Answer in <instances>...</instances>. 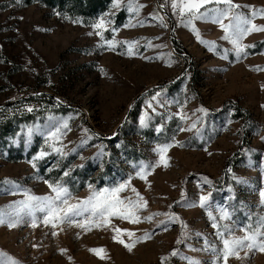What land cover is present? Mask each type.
Returning <instances> with one entry per match:
<instances>
[{"label": "rangeland", "instance_id": "rangeland-1", "mask_svg": "<svg viewBox=\"0 0 264 264\" xmlns=\"http://www.w3.org/2000/svg\"><path fill=\"white\" fill-rule=\"evenodd\" d=\"M234 2L264 8V0ZM131 4L144 7L129 12V0H123L111 24L96 36L90 25L111 11V0L87 19L40 1L0 0V211L19 208L17 202L25 200L26 193L50 195L44 179L60 180L76 200L90 195L89 183L97 190L111 189L131 177L118 195L135 201L138 192L148 202L138 213V223L112 216L109 226L84 230L65 222L55 236L51 225L43 224V213H34L37 226L30 227L32 218L22 209L16 227L0 224V264H7L9 257L21 264H223L205 244L223 247L207 212L218 216L215 210L226 207L231 220L220 223L237 236L243 235L242 228H257L264 217L258 195L264 187V31L244 37L243 44L254 46L237 57L211 20L182 18L173 13L171 0ZM238 11L251 15L247 7ZM157 15L168 27L161 26ZM253 23L264 25V18L257 14ZM197 33L215 42L213 51L198 42ZM106 40L115 41L114 46L109 48ZM226 51L227 59H222ZM237 109L245 116H238ZM141 113L147 118L144 128ZM64 122L68 128L62 129L59 140L46 144L47 132ZM192 124L196 127L190 128ZM29 127L39 131L25 145ZM49 144L67 155L52 151ZM163 144L171 147L166 162L158 164L157 147ZM41 150L49 154L33 168L28 161ZM142 167L144 179L137 176ZM64 171L69 174L64 176ZM203 177L212 181L211 187ZM5 178L15 183H5ZM202 194L209 197L207 208L189 206ZM172 211L187 224L186 236L180 235L179 220L143 218ZM160 221L165 224L157 227ZM113 228L133 235L117 234ZM145 233L147 239H137ZM113 235L131 243V251ZM92 248L103 249L104 258L89 251ZM244 251L239 250V259L230 256L228 264H264V252L253 249L244 256Z\"/></svg>", "mask_w": 264, "mask_h": 264}, {"label": "snow or ice", "instance_id": "snow-or-ice-1", "mask_svg": "<svg viewBox=\"0 0 264 264\" xmlns=\"http://www.w3.org/2000/svg\"><path fill=\"white\" fill-rule=\"evenodd\" d=\"M207 5H211V7H205ZM123 7V0H111V11L108 13L102 14L101 18L94 21L90 26L93 29H96L95 35L101 36L102 30L111 24V16L114 14V11ZM144 5H137L135 7L132 6L131 0H129L128 11L129 12H138L140 8H143ZM160 9H164L165 5H158ZM247 7L251 9V15H246L240 11L239 9ZM171 9L173 13L178 11L180 17H190L191 19H209L212 23L217 24L222 31L223 35L220 39L228 41L231 44L230 51L234 52L237 57L242 55H247L245 51L248 47H253L254 45H245L242 43L244 37L249 35L255 31H264V25H257L253 23V19L259 14L261 18H264V8H260L257 10L255 7L251 5H241L235 3L234 0H171ZM201 9H204L201 12ZM59 15V13H57ZM159 19L162 27H168V24L165 23L163 16H156ZM227 21V22H225ZM73 23H79L78 20H73ZM181 22H185L181 20ZM129 25H125L128 27ZM112 31H117L116 28H112ZM195 31V29H193ZM88 35H93L92 32H89ZM197 40L201 44H209L208 51H213L215 48V42H209L203 40L199 33L196 36ZM104 43L112 48L114 46L115 41L106 40ZM151 47H159V45H149ZM133 54L131 46H129L127 55L131 56ZM144 59H148V57H143ZM222 59H227V51L221 57ZM170 66V65H169ZM259 70V69H257ZM49 83H51L49 81ZM159 96L157 93L152 97L155 100ZM59 99V98H57ZM132 105H129L131 108ZM151 107V105H149ZM264 107V105H261ZM28 112H32L33 108L27 107ZM201 112H206L207 109L201 108L199 109ZM79 114V113H77ZM177 116H180L181 119H186V117L181 116L179 112L176 113ZM231 121H229L230 123ZM139 123L142 128L147 127V118L141 113L139 117ZM196 127L195 124H192L190 128ZM68 128L67 122H64L60 126H52V129L47 132V137L45 143L47 144L49 140H59L60 136L63 135L62 129ZM187 129V130H190ZM161 127L157 125L156 131H160ZM181 131H185L186 129H180ZM39 131L38 128L29 127L24 136V144L27 145L29 143V138L33 134V132ZM85 131H88L85 129ZM198 131V129H197ZM19 135V134H18ZM98 135V134H96ZM115 135V133H113ZM261 140L264 141V137H261ZM16 141H13L15 143ZM49 147L52 148V151L59 153L61 156L67 155V152H64L61 148L56 147L54 144H49ZM171 147L170 144H163L157 147L158 155V164H164L166 162V150ZM49 153L47 151H38L32 157L29 164L33 168H36V161L40 158L47 156ZM102 152H98L97 155H102ZM81 159H84L81 157ZM83 166V165H79ZM154 166V165H153ZM146 171V167H142L140 171L137 172V176L139 178L144 179L143 173ZM231 172V169H228ZM69 173L67 171L63 172L64 176H67ZM261 175L264 176V162H262ZM128 180L123 181L122 183L117 184L115 187L108 189L102 188L97 190L93 184L89 183L87 185L90 190V195L86 198L80 199L77 198L73 200L71 197V193L69 189L60 181H49L48 179H44V184L47 185L51 194L43 195V196H33L26 193V199L22 201H18L17 203L20 205L19 208H15L11 213H7L4 211H0V224L7 223L9 228L16 227L17 224L22 222V218L20 212L22 209H27L28 215L31 216L32 222L29 225L30 227L37 226L38 218L34 215L37 211L43 213V224L51 225L52 235L55 236L57 232L55 229L59 224L68 222L76 225L84 230H88L91 227H105L111 224V217L118 216L121 219L127 220L130 223H138L141 217L138 215L139 211L145 208L148 204L147 200H145L140 194L137 192V199L127 200L120 197L118 194L122 192L126 187L129 186ZM204 183L209 187L212 185V181L208 177H203ZM246 182V181H245ZM5 183L14 184L15 181H9L8 178H5ZM231 190V189H230ZM133 192H136V189H132ZM181 198L184 197V189L180 190ZM259 201L261 206H264V187L259 188L258 190ZM208 195L202 194L198 197V200L192 203L191 207H196L199 205L201 208H207L206 202L208 201ZM171 208V205L168 206ZM218 213L217 215L213 214V211H208L207 216L211 221V227L216 229V235L220 239L223 247L217 249L215 245H208V242L205 241L206 247H211L214 253H217L223 262V264H228L229 257L235 256L239 259L240 252L239 250L244 249V256H247L250 251L253 249L258 250L260 252H264V231L261 229L264 228V217L260 218V223L257 228L251 229L242 228L240 229L243 232V235L237 236L232 233V228L228 224H222L220 221L231 220V214L229 213L226 207L217 208L215 210ZM85 213H90L88 216H84ZM154 215H163L166 217L168 221H180L181 227V236H186L187 232V224H185L181 218L174 212H163V213H152L148 216L143 217L144 219H151ZM78 217H84L82 219H77ZM165 224V221H160L157 224V227H160ZM113 231L117 234H126L129 237H132L133 233L124 228H113ZM199 235V233H197ZM148 234L145 233L143 237H139L137 239H147ZM112 239L123 244L129 251H131L132 244L125 243L123 239H119V235H113ZM177 243H180V240L177 239ZM33 247H36L33 244ZM61 252H65L66 249H60ZM89 251L96 254L98 257L103 259V249L101 248H92ZM171 254L175 256L177 254L176 249L173 248L171 250ZM163 260V257H161ZM7 264H21V261L18 259L9 257ZM190 264H201L198 260L190 261ZM213 264H217L214 260Z\"/></svg>", "mask_w": 264, "mask_h": 264}, {"label": "trees", "instance_id": "trees-1", "mask_svg": "<svg viewBox=\"0 0 264 264\" xmlns=\"http://www.w3.org/2000/svg\"><path fill=\"white\" fill-rule=\"evenodd\" d=\"M25 4H30L33 1H40L45 5L52 7L57 6L59 10L69 11L73 16H80L82 19H87L96 15L107 0H22ZM46 97V96H45ZM51 102V100L47 99ZM238 116H245L244 110L237 109Z\"/></svg>", "mask_w": 264, "mask_h": 264}, {"label": "water", "instance_id": "water-1", "mask_svg": "<svg viewBox=\"0 0 264 264\" xmlns=\"http://www.w3.org/2000/svg\"><path fill=\"white\" fill-rule=\"evenodd\" d=\"M163 11H164V13L167 14V16H169L168 12H167L165 9H163ZM171 28H172V27H171Z\"/></svg>", "mask_w": 264, "mask_h": 264}]
</instances>
